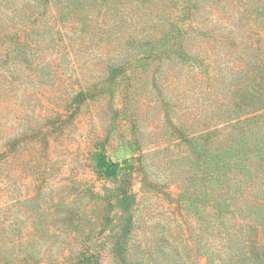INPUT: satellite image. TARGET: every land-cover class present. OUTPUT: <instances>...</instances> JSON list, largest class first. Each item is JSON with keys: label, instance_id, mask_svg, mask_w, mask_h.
<instances>
[{"label": "trees", "instance_id": "16d2710c", "mask_svg": "<svg viewBox=\"0 0 264 264\" xmlns=\"http://www.w3.org/2000/svg\"><path fill=\"white\" fill-rule=\"evenodd\" d=\"M10 1L6 17L0 14V56L6 63L14 58H40L39 54L43 55L52 44L61 51L65 35L80 21L79 40L94 41V33L97 40L102 39L98 42L102 48L100 64L123 99L117 115L124 114L126 120L129 117L134 129L145 101L161 108L167 144L143 152L136 131L131 140L139 161L163 151L168 156L159 164L165 176L153 178L145 171L143 186L167 195L166 185L176 182L178 206L199 219V236L194 244L184 243L183 250L177 243L180 237L168 239V246L160 244L154 249L157 258L153 249L140 254L139 244L129 245L126 239L117 237V262L264 264V54L260 30L254 28V23H264V0ZM221 5L235 8L237 19H229L227 31L219 35L215 25L205 20L210 10ZM5 28L8 31L2 32ZM217 39L233 56L227 69L213 60L210 46ZM183 77L187 90L178 93L175 88L184 83ZM143 80L158 91L145 92L135 99V84ZM189 88L199 93L189 94ZM105 92V88L99 90V94ZM195 94L198 105L207 97L213 102L214 110L208 112V117L185 110L181 114L179 96ZM92 98L90 90L81 88L68 107L76 112L83 101ZM129 187V182L123 180L117 202L111 203L109 196L108 206L131 211L136 195L129 192ZM108 216L105 227L113 222ZM132 219L130 214L128 225H134ZM0 222L4 224V220ZM16 243L0 237V251L6 252ZM164 247L173 254L167 256ZM16 257L8 256L11 260ZM101 259L99 252L88 249L80 252L73 264H101Z\"/></svg>", "mask_w": 264, "mask_h": 264}, {"label": "rangeland", "instance_id": "374dc122", "mask_svg": "<svg viewBox=\"0 0 264 264\" xmlns=\"http://www.w3.org/2000/svg\"><path fill=\"white\" fill-rule=\"evenodd\" d=\"M9 3L0 0L4 18ZM229 8L221 5L206 14L205 23L214 24L219 35L227 31L229 19H237L236 9ZM77 24L81 25L80 21L65 35L61 51L52 44L43 55L40 53L42 56L39 54L40 58L37 55L29 61L14 58L6 63L0 56V219L4 220V224L0 222V237L17 242L6 252L0 251V264H73L77 255L88 249L101 254V264H119L117 237L129 245L139 244L140 254L153 249L157 258L154 249L160 244L168 246V239L180 237L177 243L183 250L184 243L194 244L199 236V219L178 206L176 182L166 185L167 195L143 186L145 171L153 178L165 176L159 164L168 156L163 151L139 161L131 140L136 131L143 152L167 144V126L161 120L159 104L153 107L145 101L134 129L129 117L126 120L124 114L117 115L123 99L100 64L102 48L98 42L102 39L97 40L94 33V41L79 40ZM254 28L260 30L264 54V23H254ZM198 46L201 48L202 43ZM210 48L217 64L230 67L233 56L222 40H214ZM184 80L176 92L187 88ZM223 85L227 88L226 80ZM135 86V99L158 91L146 80ZM81 88L90 90L94 98L83 101L73 112L68 105ZM103 88L106 92L99 94ZM189 90V94L199 93L195 88ZM196 96H179L181 114L185 110L208 117L214 110L213 102L207 97L198 105ZM202 107L205 110L200 111ZM109 162L112 164L107 166ZM123 180L136 195L129 212L108 206L109 196L111 203L117 202ZM130 214L134 225H128ZM107 216L113 222L105 227ZM172 254L167 252V256ZM8 256L17 257L11 260Z\"/></svg>", "mask_w": 264, "mask_h": 264}]
</instances>
